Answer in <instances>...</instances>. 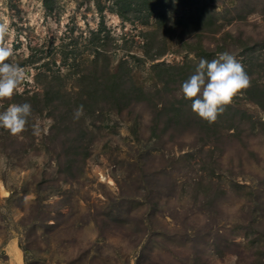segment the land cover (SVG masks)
I'll return each mask as SVG.
<instances>
[{"label": "rangeland", "instance_id": "obj_1", "mask_svg": "<svg viewBox=\"0 0 264 264\" xmlns=\"http://www.w3.org/2000/svg\"><path fill=\"white\" fill-rule=\"evenodd\" d=\"M127 1L0 0V112L32 106L0 127V264H264V0ZM223 52L250 87L210 124L178 93Z\"/></svg>", "mask_w": 264, "mask_h": 264}, {"label": "clouds", "instance_id": "obj_2", "mask_svg": "<svg viewBox=\"0 0 264 264\" xmlns=\"http://www.w3.org/2000/svg\"><path fill=\"white\" fill-rule=\"evenodd\" d=\"M12 31L8 22L0 23V100L11 99L20 84L26 79L24 70L15 63H8L13 49L6 42ZM194 59V57H190ZM250 87V77L235 56L229 52L219 53L211 61L200 59L195 72L180 86L183 98L191 101V109L201 119L214 123L234 96ZM83 114V106L74 113L75 118ZM32 116L30 103L11 104L0 112V127L16 135L26 129Z\"/></svg>", "mask_w": 264, "mask_h": 264}, {"label": "bare ground", "instance_id": "obj_3", "mask_svg": "<svg viewBox=\"0 0 264 264\" xmlns=\"http://www.w3.org/2000/svg\"><path fill=\"white\" fill-rule=\"evenodd\" d=\"M0 190L2 192L7 193V190H6V188H5V186L3 184H1ZM11 248H12V251H13L14 258L16 260L15 262L23 264V257H22L21 249L18 247V245H16L15 241H14L13 245L11 246Z\"/></svg>", "mask_w": 264, "mask_h": 264}, {"label": "trees", "instance_id": "obj_4", "mask_svg": "<svg viewBox=\"0 0 264 264\" xmlns=\"http://www.w3.org/2000/svg\"><path fill=\"white\" fill-rule=\"evenodd\" d=\"M118 3L120 2L121 3V5H123L124 3H125V7L127 8L128 7V3L130 4V2H128L127 0H116ZM122 1H124V2H122ZM149 0H144V3L145 4H148L147 2H148ZM131 5V4H130ZM121 13L123 14V15H125L124 14V12L123 11H121ZM156 65H159V64H156ZM178 65H170L169 66V68H171V67H177ZM112 76L113 77H115V75L114 74H112ZM168 80H165L166 82H169L172 78H167ZM50 82V81H49ZM51 87H53V86H51ZM52 91H51V89H49V87H47L46 88V94H49V93H51Z\"/></svg>", "mask_w": 264, "mask_h": 264}]
</instances>
